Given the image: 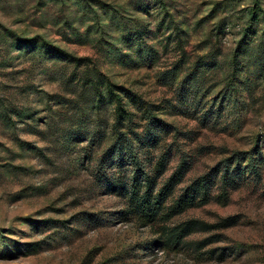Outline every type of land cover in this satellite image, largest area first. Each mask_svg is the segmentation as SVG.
<instances>
[{
	"label": "rangeland",
	"instance_id": "rangeland-1",
	"mask_svg": "<svg viewBox=\"0 0 264 264\" xmlns=\"http://www.w3.org/2000/svg\"><path fill=\"white\" fill-rule=\"evenodd\" d=\"M85 75L153 105L161 139L136 148L153 196L190 165L157 220L125 195L131 162L101 161L115 103ZM225 161L241 183L227 199L220 173L208 203L164 216ZM0 264H264V0H0Z\"/></svg>",
	"mask_w": 264,
	"mask_h": 264
},
{
	"label": "trees",
	"instance_id": "trees-1",
	"mask_svg": "<svg viewBox=\"0 0 264 264\" xmlns=\"http://www.w3.org/2000/svg\"><path fill=\"white\" fill-rule=\"evenodd\" d=\"M255 5L256 8L253 10L254 16L258 14L256 9L260 7L259 2L257 1L255 2ZM139 32L141 31H136L129 38H127L128 43L132 46L136 45L140 49V51L143 50V52H145L147 56H150L148 53L149 47H146L147 49L145 48V46H147V43ZM65 56L79 67L91 63V61L87 58L77 59L68 54ZM169 73H172V77L168 76L167 80H175V73H173V71H169L166 74ZM77 82L82 87L92 89L97 88V90L98 86H100V83L106 84L107 92L115 103L116 122L114 124L115 136L113 142L104 153V157L101 161L103 163L109 161V163H112L113 166L119 165V168H122L126 162H131V165L135 168V176L132 178V184L130 185V188L126 189L125 195H127L129 203L131 204L134 211L137 212V214L141 218L145 219L148 222L157 220L161 215V212L163 211V204L165 200L173 194L175 186L184 179L189 171L190 165L187 163V159H184V157H182L172 177L166 181V183L162 186L160 192L156 196H153L157 176H150L143 171V169L140 167V161L138 160L136 149L138 146L137 142H143L145 144V147L154 148L161 139L154 132V129L160 130V126L157 125L158 121L156 119V116L154 115L153 105L145 102L141 98V96H138L129 90L113 85L108 79L99 82L97 81V79H95V77L85 75L78 78ZM99 91L100 96L103 97L100 89ZM116 91L121 92V94L117 93ZM125 100L130 101L135 107H137L138 111H141L145 119L148 120V123L145 126V137L134 130L135 113H132L128 109V105L124 103ZM212 113L214 114L213 110L204 113L203 120L209 121L210 117L214 118V116L212 115L209 117V114ZM162 125L164 126L165 124ZM167 155L168 154H164V161L162 160L163 162L161 161L159 163V166H161V168H163L166 164ZM236 160L239 161V157ZM223 163L224 167L222 169H220V167L214 168L209 173L198 178L192 185L187 187L184 190V193L175 200L173 206L168 208V211L164 216H170V214H180L182 211L190 207L200 206L208 203L210 201V188L213 186V184L215 183L214 180L220 173V180L223 190L221 197L227 199V197L229 196V192L231 190H236L241 184L237 180L240 178V172L239 168L233 169L228 161H225ZM260 165L261 163L259 164V166ZM254 168L255 176L259 177L260 174L257 170L259 167L254 166ZM156 170L158 171L159 169ZM120 188L123 189L124 187ZM178 241L179 237H176V243H178Z\"/></svg>",
	"mask_w": 264,
	"mask_h": 264
}]
</instances>
